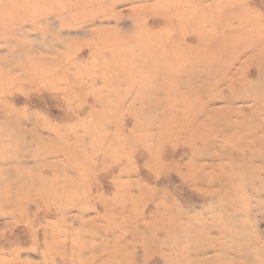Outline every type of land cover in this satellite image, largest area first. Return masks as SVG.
Here are the masks:
<instances>
[{
    "label": "rangeland",
    "instance_id": "1",
    "mask_svg": "<svg viewBox=\"0 0 264 264\" xmlns=\"http://www.w3.org/2000/svg\"><path fill=\"white\" fill-rule=\"evenodd\" d=\"M0 264H264V0H0Z\"/></svg>",
    "mask_w": 264,
    "mask_h": 264
}]
</instances>
